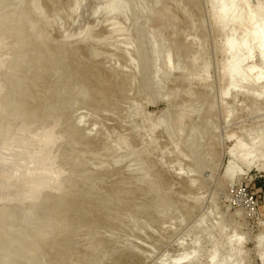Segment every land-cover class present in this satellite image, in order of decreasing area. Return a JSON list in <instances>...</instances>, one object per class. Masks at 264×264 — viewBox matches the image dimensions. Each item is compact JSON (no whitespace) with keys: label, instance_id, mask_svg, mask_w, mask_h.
<instances>
[{"label":"rangeland","instance_id":"obj_1","mask_svg":"<svg viewBox=\"0 0 264 264\" xmlns=\"http://www.w3.org/2000/svg\"><path fill=\"white\" fill-rule=\"evenodd\" d=\"M263 27L264 0H0V264H264Z\"/></svg>","mask_w":264,"mask_h":264},{"label":"built area","instance_id":"obj_2","mask_svg":"<svg viewBox=\"0 0 264 264\" xmlns=\"http://www.w3.org/2000/svg\"><path fill=\"white\" fill-rule=\"evenodd\" d=\"M235 191L243 200L247 202L248 205H252L255 203L254 196L250 195L247 186L240 185L235 188Z\"/></svg>","mask_w":264,"mask_h":264},{"label":"bare ground","instance_id":"obj_3","mask_svg":"<svg viewBox=\"0 0 264 264\" xmlns=\"http://www.w3.org/2000/svg\"><path fill=\"white\" fill-rule=\"evenodd\" d=\"M227 4V3H226ZM230 4V3H229ZM228 4V5H229ZM227 5V6H228ZM229 6H231V5H229ZM114 8V7H113ZM230 9H231V7H230ZM115 10V9H114ZM228 10H229V8H228ZM227 10V8H226V11H228ZM232 11H233V9H232ZM222 12L223 13H225V8H222ZM229 12V11H228ZM256 35H260L261 37H262V47L264 48V27H263V29L261 30V31H259V30H256L255 32H254ZM236 64V63H235ZM238 64V63H237ZM237 64H236V66L235 65H233L232 66V68H231V70L229 71V74L231 75L233 72H235V70H236V68H237ZM237 69H239V68H237ZM237 71V70H236ZM239 72V71H238ZM241 73V72H240ZM233 74H236V73H233ZM239 73H237V75H238ZM241 74H243V73H241ZM240 75V74H239ZM238 75V76H239ZM241 76V75H240ZM243 76H245V74H243ZM243 76H241L240 78H242ZM198 129V128H197ZM254 137V136H253ZM246 142V141H245ZM236 148V147H235ZM239 151V150H238ZM232 154V153H231ZM234 154H235V152H234ZM233 154V156H235ZM247 158V157H246ZM245 158V159H246ZM247 160V159H246ZM240 161H242V160H240ZM247 162V161H246ZM244 163H245V161H244ZM236 166V165H235ZM248 167V166H247Z\"/></svg>","mask_w":264,"mask_h":264}]
</instances>
